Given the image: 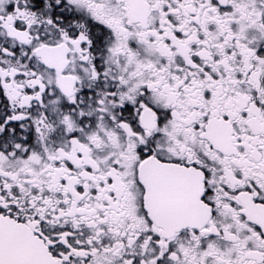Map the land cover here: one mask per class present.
<instances>
[{"label":"snow or ice","instance_id":"snow-or-ice-1","mask_svg":"<svg viewBox=\"0 0 264 264\" xmlns=\"http://www.w3.org/2000/svg\"><path fill=\"white\" fill-rule=\"evenodd\" d=\"M0 264H264V0H0Z\"/></svg>","mask_w":264,"mask_h":264}]
</instances>
